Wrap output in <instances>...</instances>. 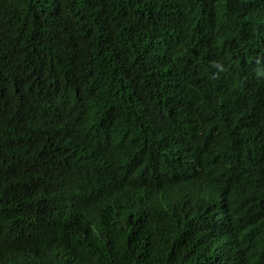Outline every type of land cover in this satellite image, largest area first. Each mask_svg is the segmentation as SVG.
<instances>
[{"label":"trees","instance_id":"obj_1","mask_svg":"<svg viewBox=\"0 0 264 264\" xmlns=\"http://www.w3.org/2000/svg\"><path fill=\"white\" fill-rule=\"evenodd\" d=\"M0 264H264V0H0Z\"/></svg>","mask_w":264,"mask_h":264}]
</instances>
